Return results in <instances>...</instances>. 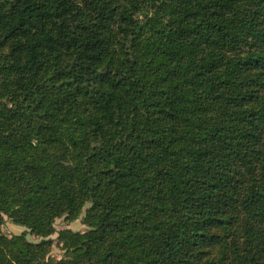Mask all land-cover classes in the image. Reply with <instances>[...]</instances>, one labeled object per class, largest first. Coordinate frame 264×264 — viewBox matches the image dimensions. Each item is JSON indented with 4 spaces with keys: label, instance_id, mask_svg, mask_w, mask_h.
<instances>
[{
    "label": "trees",
    "instance_id": "1",
    "mask_svg": "<svg viewBox=\"0 0 264 264\" xmlns=\"http://www.w3.org/2000/svg\"><path fill=\"white\" fill-rule=\"evenodd\" d=\"M0 264H264V0H0Z\"/></svg>",
    "mask_w": 264,
    "mask_h": 264
},
{
    "label": "rangeland",
    "instance_id": "2",
    "mask_svg": "<svg viewBox=\"0 0 264 264\" xmlns=\"http://www.w3.org/2000/svg\"><path fill=\"white\" fill-rule=\"evenodd\" d=\"M81 219H82V217H81ZM81 219H79V220H77V221H75V222H71V223H69V222H66V221H65L64 219H62V218H58V219H57V222H56V228H57V229H62V228L69 227V228H71V229H73V230H75V231H78V230H80V231L85 230V229H86V226L83 225ZM20 227H21V226H18V225H16V224H14V223L11 221V219H9V218H7V217L5 216V222H4V224L2 225V230H3L4 233H6V234H8V235L21 233L23 230H25V228H24V227H21V228H20ZM55 236H56V235H54L53 237H55ZM28 238H29V240H31V241H39V240H40V238H39L38 236H34V235H30V234L28 235ZM60 253H61L60 249L57 248V247H55L54 250H53V254H54L55 256H59Z\"/></svg>",
    "mask_w": 264,
    "mask_h": 264
},
{
    "label": "crops",
    "instance_id": "3",
    "mask_svg": "<svg viewBox=\"0 0 264 264\" xmlns=\"http://www.w3.org/2000/svg\"><path fill=\"white\" fill-rule=\"evenodd\" d=\"M21 228V227H20Z\"/></svg>",
    "mask_w": 264,
    "mask_h": 264
}]
</instances>
